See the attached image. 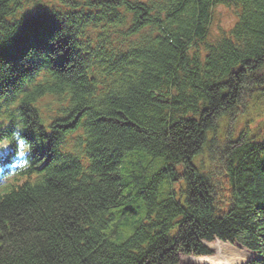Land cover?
Masks as SVG:
<instances>
[{
	"label": "trees",
	"instance_id": "1",
	"mask_svg": "<svg viewBox=\"0 0 264 264\" xmlns=\"http://www.w3.org/2000/svg\"><path fill=\"white\" fill-rule=\"evenodd\" d=\"M221 6L238 20L213 39ZM263 94L264 0H0V139L32 143L0 264H184L217 239L264 264V136L219 135Z\"/></svg>",
	"mask_w": 264,
	"mask_h": 264
},
{
	"label": "rangeland",
	"instance_id": "2",
	"mask_svg": "<svg viewBox=\"0 0 264 264\" xmlns=\"http://www.w3.org/2000/svg\"><path fill=\"white\" fill-rule=\"evenodd\" d=\"M237 10L234 7H225L221 6L215 9L212 19V25H211V38L216 39L217 37L221 36L224 32L230 31L234 25L237 22ZM246 107L243 108L241 111H239L235 115H225L222 120L220 121V127H219V135L222 138H226V134L229 132V134L234 133L235 137L242 134L241 132L247 131L249 134L248 137H251L252 135H259L261 138L264 136V94L263 96H256V98H250L246 102ZM228 134V136H229ZM213 141V138H210V143L206 147L204 151V155L200 158L204 160L205 164L210 165L212 162L208 155H205V152L211 153L215 159L220 155L221 153V145L218 144L216 141L211 143ZM159 169V167L156 169V171ZM184 178H178V180L172 182L169 179H167V182L164 183L165 191L171 190L177 192V197L180 196V192L182 191L184 187ZM125 218H119L115 221V224H112V228H118L125 225V222L127 220H124ZM135 231L134 229H127L126 227L119 228L117 231L118 233L121 232L124 237L131 236ZM220 241L216 240L212 243H208L209 246L212 247L214 251V256H217L219 252H223L224 255H229L233 257V261H235L236 264H245L251 259L255 258L252 256H249L247 254V250L244 248H240L238 246H232L230 244V247L221 246L219 245ZM196 256H190V257H184L182 256L181 261L184 264H195L193 260H195Z\"/></svg>",
	"mask_w": 264,
	"mask_h": 264
},
{
	"label": "clouds",
	"instance_id": "3",
	"mask_svg": "<svg viewBox=\"0 0 264 264\" xmlns=\"http://www.w3.org/2000/svg\"><path fill=\"white\" fill-rule=\"evenodd\" d=\"M17 127L10 136L0 139V151H7L14 146L15 156L10 165L0 166V180L10 178L20 171H26L31 167L32 143Z\"/></svg>",
	"mask_w": 264,
	"mask_h": 264
},
{
	"label": "bare ground",
	"instance_id": "4",
	"mask_svg": "<svg viewBox=\"0 0 264 264\" xmlns=\"http://www.w3.org/2000/svg\"><path fill=\"white\" fill-rule=\"evenodd\" d=\"M17 60V59H16ZM48 161L49 162H55V159L54 158H48ZM221 186V185H220ZM218 189H221V187H219ZM124 217H125V219L126 220H130V218H131V216L129 215V214H124ZM122 227V229H123V227H126L125 225L124 226H121ZM121 227H118V228H112V227H107L105 230H106V235L107 236H109V235H111V238H117L116 237V235L118 234V230H119V228H121ZM112 229V230H111ZM202 244L204 245L202 248H203V250L205 249V248H207L208 249V247H207V242L206 241H202ZM219 245H221V246H226V247H230L229 245H225L224 243H219ZM234 246H238V247H240V248H244L245 249V247L242 245V244H240V243H237L236 245H234ZM247 254L249 255V256H252V257H254L255 256V254H253V253H251V252H247ZM190 256H196L197 258L195 259V260H193V262L195 263V264H236L235 263V261H233V257L232 256H229V255H224L223 254V252H219L218 254H217V256H211V254H190V255H186V257H190ZM184 257H185V255H184ZM251 261H248L247 263H245V264H248V263H250Z\"/></svg>",
	"mask_w": 264,
	"mask_h": 264
}]
</instances>
